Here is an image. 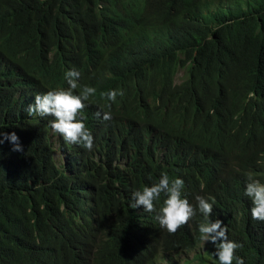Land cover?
Returning a JSON list of instances; mask_svg holds the SVG:
<instances>
[{"label": "trees", "instance_id": "obj_1", "mask_svg": "<svg viewBox=\"0 0 264 264\" xmlns=\"http://www.w3.org/2000/svg\"><path fill=\"white\" fill-rule=\"evenodd\" d=\"M213 4L0 0V132L23 147L0 144V264H176L200 245L204 215L171 234L129 207L162 174L182 179L192 204L213 198L209 219L242 245L235 255L264 264V222L244 195L249 174L264 184V0ZM73 67L75 95L96 89L78 114L91 151L25 111L35 95L66 89ZM110 90L123 95L109 102ZM213 251L208 242L199 262L216 264Z\"/></svg>", "mask_w": 264, "mask_h": 264}, {"label": "clouds", "instance_id": "obj_2", "mask_svg": "<svg viewBox=\"0 0 264 264\" xmlns=\"http://www.w3.org/2000/svg\"><path fill=\"white\" fill-rule=\"evenodd\" d=\"M79 77L80 73L74 67L65 71L64 78L68 87L35 95L34 102L28 104L25 111L30 117L34 115L51 117L47 126L53 133L59 135L66 143L82 145L91 151L94 138L83 119H78V114L86 107L84 101H87L96 89L85 86L79 95H75L74 90L80 87ZM118 95L122 96L123 91L110 90L106 93V99L109 102H115ZM106 107L110 109L111 104L109 103ZM95 115L98 118L102 115L104 121L112 119L111 111H97ZM5 140L12 143V151H23L19 138L14 132H0V144H3ZM183 185L182 179L170 180L167 174H162L158 182L145 186L142 190L133 191L129 207L131 209L142 208L145 213H155V219L160 228L171 234L186 225L198 210L205 217V222L198 227L200 239L214 245L215 251L211 253V256L214 257L216 264H233V262L244 264L243 258L235 255L236 250L242 245L228 239L227 228L222 226L221 220L209 219V215L213 212L214 199L208 198L213 199V203H209L205 197L196 195L195 204H192L182 196ZM162 193L166 198L158 209L154 201L159 199ZM244 195L251 200L252 219L264 222V184L249 174Z\"/></svg>", "mask_w": 264, "mask_h": 264}, {"label": "rangeland", "instance_id": "obj_3", "mask_svg": "<svg viewBox=\"0 0 264 264\" xmlns=\"http://www.w3.org/2000/svg\"><path fill=\"white\" fill-rule=\"evenodd\" d=\"M233 1L235 0H214V4L212 5L211 10L214 11L216 7H223V8L229 7L232 5ZM182 78H183V71L179 69L177 75L175 76L174 82L178 84L182 80ZM50 136H51L50 140L52 141V147H53L52 155L54 161L58 167H61L64 162V157L57 149L56 138L52 134H50ZM207 247H208V242L207 241L204 242L202 240L200 245L196 248V250L175 256L174 259L176 261V264H203L199 262L197 256L203 254L206 251ZM173 256L174 255H172V257Z\"/></svg>", "mask_w": 264, "mask_h": 264}]
</instances>
